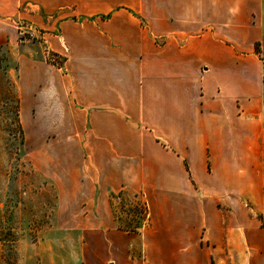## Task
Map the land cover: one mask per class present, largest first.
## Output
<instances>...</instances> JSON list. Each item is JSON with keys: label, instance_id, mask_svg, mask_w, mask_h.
Segmentation results:
<instances>
[{"label": "crops", "instance_id": "obj_1", "mask_svg": "<svg viewBox=\"0 0 264 264\" xmlns=\"http://www.w3.org/2000/svg\"><path fill=\"white\" fill-rule=\"evenodd\" d=\"M11 64L21 126L72 128L96 215L113 217L123 189L145 192L154 214L151 191H192L189 175L219 154L226 174L247 126L258 141L264 0H0V70Z\"/></svg>", "mask_w": 264, "mask_h": 264}, {"label": "rangeland", "instance_id": "obj_2", "mask_svg": "<svg viewBox=\"0 0 264 264\" xmlns=\"http://www.w3.org/2000/svg\"><path fill=\"white\" fill-rule=\"evenodd\" d=\"M14 66V75L0 70V264H186L188 251L193 264H264V126L257 142L242 129V154L226 174L219 154L189 175L192 191H151L154 214L145 192H112L106 218L72 128L21 126ZM166 248L175 254L159 256Z\"/></svg>", "mask_w": 264, "mask_h": 264}, {"label": "built area", "instance_id": "obj_3", "mask_svg": "<svg viewBox=\"0 0 264 264\" xmlns=\"http://www.w3.org/2000/svg\"><path fill=\"white\" fill-rule=\"evenodd\" d=\"M19 30L23 31V35L28 37H33L34 36V30L32 26L28 23H21Z\"/></svg>", "mask_w": 264, "mask_h": 264}, {"label": "trees", "instance_id": "obj_4", "mask_svg": "<svg viewBox=\"0 0 264 264\" xmlns=\"http://www.w3.org/2000/svg\"><path fill=\"white\" fill-rule=\"evenodd\" d=\"M121 228H123V227H121ZM126 230H130V229H128V228H125ZM135 228H131V230H134Z\"/></svg>", "mask_w": 264, "mask_h": 264}]
</instances>
